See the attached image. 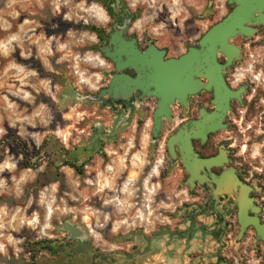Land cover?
Instances as JSON below:
<instances>
[{
	"label": "rangeland",
	"instance_id": "rangeland-1",
	"mask_svg": "<svg viewBox=\"0 0 264 264\" xmlns=\"http://www.w3.org/2000/svg\"><path fill=\"white\" fill-rule=\"evenodd\" d=\"M118 1L121 7L117 9L134 13V22L144 14L141 26L134 27L133 23V29L140 36L154 39L159 46L167 48L170 55L194 45L226 12L225 0H180V15L169 19L171 0H157L159 8H147L146 11L140 6L134 11L130 9V0ZM40 2L43 7L38 6L37 0H0V128L4 129V134L0 135V147L3 148L0 167L9 166L0 172V179L6 182L0 187V224L4 225L0 227V246L3 247L0 264H133L126 258H132V253L138 254L139 237H144L145 242L150 230L158 232L162 227L172 229L177 222L183 225L186 219L181 214L185 215L183 212L186 211L181 214L174 211L192 199L187 195L182 172L175 165H167L165 134L152 140L151 107L147 113H139L117 123L113 105L86 101L77 109L72 120L61 119L52 95L63 98L76 93L75 77L70 68L72 55L85 57L79 66L101 61L95 50L94 32L80 26L99 29L111 27L112 22L109 20L102 25L96 19L99 9L92 14L74 7L81 2L84 7L96 3L106 11L95 0H69L68 5L60 2L58 12L53 7L57 0ZM9 3L11 7L5 8L4 5ZM153 12L155 16L147 19ZM9 13H15V16ZM65 13L73 19L61 20ZM160 22H164V30L158 29L157 33L148 30L149 26ZM6 24L9 27H5ZM69 29L72 37L67 35ZM11 35H17L18 40L11 42L9 54L4 56L7 47L4 42ZM50 37L53 39L46 44ZM65 42H68V59L57 64V58L65 54L56 51L57 44ZM46 48L52 49L51 56ZM45 60L54 71L45 67ZM9 64L17 67H9ZM106 69L108 67L104 65L103 71L91 70L95 74L96 88L94 92L85 88L87 95H95L105 83L100 78L108 75ZM32 71L36 72L35 76L30 75ZM17 76L25 82L16 79ZM41 81L48 83L45 85ZM34 87L39 88L38 94ZM45 88L51 95L46 94ZM23 92L35 97L31 104L21 98ZM39 103L47 104L53 115L47 127L37 123L33 128L23 120H17L14 127H9V116L13 112L31 115ZM7 104H14L15 108L8 109ZM63 111L67 112V108ZM81 113L83 118H79ZM179 119H175L170 127H175ZM57 124L71 132L66 137L68 148L57 137L45 135L55 132ZM13 136L24 142L23 147L12 140ZM34 136L42 137L39 146ZM129 141L131 147H128ZM259 148L255 144L252 153L257 155ZM157 159L160 161L158 165ZM64 160L81 166L82 173L65 165ZM28 164L34 165L27 167ZM12 165L15 167L11 168ZM255 165L260 172L264 161ZM41 166L43 171L38 170ZM153 166H156L157 172L149 176ZM261 172L264 177V170ZM21 175L25 177L23 181H20ZM38 179L44 185L36 184ZM14 180L20 181L18 187L22 194L19 197L11 191ZM53 184L56 185L54 191L50 187ZM144 205H149V209ZM138 207L144 208L143 218L136 216ZM48 208H51L47 220L49 226L44 227V215ZM33 215L37 217V222L30 225L27 221ZM169 217H172L170 223ZM66 220L86 228L88 240L70 239L68 233L61 229ZM98 224H103V227H97ZM35 242L39 245L33 257L30 245ZM49 244L56 249L49 251L45 248ZM130 246L135 248V252L126 251ZM234 255L233 264H264V253L257 252L256 248H243Z\"/></svg>",
	"mask_w": 264,
	"mask_h": 264
},
{
	"label": "flooded vegetation",
	"instance_id": "flooded-vegetation-1",
	"mask_svg": "<svg viewBox=\"0 0 264 264\" xmlns=\"http://www.w3.org/2000/svg\"><path fill=\"white\" fill-rule=\"evenodd\" d=\"M119 6L121 7L119 1L116 0L112 4L111 12H107L111 16V27H102L94 31L95 50L103 64L108 67L105 70L108 75L100 78L104 79L105 83L98 88L96 96L101 90L109 87L110 78L114 73H125L132 78H136L139 73L143 74L142 70L140 71L134 66L117 71L116 63L105 56L102 48L109 42L113 33L118 37L117 45L121 41L131 42L135 39V46L143 52L153 43L158 49L166 50L165 58L178 57L186 52L189 46L199 48L197 41L194 45H188L185 51L170 55L167 48L159 46L154 39L137 34L133 29L134 21L126 28L132 29L131 31L125 29L123 32L117 33L114 26L123 25L125 17L132 18L134 16V13L129 10L117 9ZM234 6V3L229 4L228 0H225L226 12L221 19ZM248 26L255 29L252 35L238 34L230 39V42L239 48L238 56H234L228 64L226 55L218 53V61L225 65L222 75L227 91L221 87L217 95L215 87L206 88L208 80L199 76V80L203 83L201 89L188 97L187 108L180 103L171 106V120L163 118L159 133V136L165 134L164 152L169 159L167 165L177 166V170L182 172L183 182H185L189 175L181 161L178 145H175L178 156L172 163L167 140L184 124L188 123V127H190L191 121L202 120V112L206 118H209L214 111H218L214 100H217L218 96L222 98L227 94L229 105L223 113V127L207 132L205 140L200 137L192 138L194 152L199 158L214 157L223 151L226 160L221 165L200 170V175L204 177L203 182L196 179L193 188L186 185L187 195L192 200L185 203L179 210L176 208L174 211V213L181 214L185 210L186 214H181V216L186 219V222L183 225L182 223L177 224L178 222L174 223L175 227L172 229L162 227L157 228L158 232L150 230L146 235L147 239L143 243L142 249L140 247L137 251L138 257L136 258V254L132 253V258H126L128 261L132 260L133 264H173V262L174 264H233L232 258H236L234 254L243 248L244 250L256 248L257 252L264 253V241L258 239L254 226L252 224L243 226L245 219L242 221L240 218L242 207L246 217L256 216L260 222L264 223V177L261 172L264 168H260L259 172V168L255 165L264 161V23H249ZM110 49L114 51V46L110 45ZM123 58L125 59V56ZM249 64H251L250 72L245 71ZM256 73H260L262 79H255ZM233 82L236 84L235 87H233ZM106 100L107 94L101 97V101L98 103L104 104ZM137 104L140 105L139 108L136 107ZM149 107L152 108L153 122L157 98L147 97L140 89H136L129 102H114L112 108L117 123H122L129 118L136 117L139 113H147ZM177 118L180 119L176 126L170 127ZM255 144L260 146L257 155L252 153V147ZM241 150H243L242 155H237ZM235 176L240 180V185L248 189L247 194L243 193L240 189L241 186L238 185L232 193L223 192L217 195L214 193L215 180L219 181L221 178L228 179ZM171 220L172 217H169V223ZM181 225L183 227H180ZM155 238L163 240L164 245H160L158 253H155L150 259V242ZM183 243L185 246L182 249ZM126 251L128 253L135 252V248L130 246Z\"/></svg>",
	"mask_w": 264,
	"mask_h": 264
},
{
	"label": "water",
	"instance_id": "water-1",
	"mask_svg": "<svg viewBox=\"0 0 264 264\" xmlns=\"http://www.w3.org/2000/svg\"><path fill=\"white\" fill-rule=\"evenodd\" d=\"M229 4L234 3V8L221 20L214 23L198 40L199 48L189 46L188 50L178 57L165 58L166 50L158 49L153 43L149 48L141 52L134 44L135 39L131 42L121 41L117 45L118 37L112 34L108 43L102 51L106 57H109L116 63V70L120 71L128 66H134L142 70L143 74H138L132 78L125 73H114L109 81V87L101 90L98 95H87V102L98 103L101 97L107 94L106 103L113 105L114 102H129L133 98V92L140 89L143 95L157 98V107L153 113L152 140L159 137L162 127L163 118L171 120V106L175 103L188 107V97L201 89L203 83L199 76L208 80L206 88L215 87L216 94L222 87L227 91L226 84L222 75V69L225 65L218 61V53H223L227 57L229 64L234 56L239 55V48L230 42V39L238 34L246 36L252 35L254 28L248 26L249 23H264V0H228ZM136 16L124 18L125 29ZM121 25H115L114 29L118 33L123 32ZM110 45L114 46L111 51ZM125 56V59L123 58ZM124 59V60H123ZM217 110L209 118L204 116L203 119L191 121L184 124L176 133L172 134L167 140V147L172 163L177 159L175 145H178L181 161L188 173V179L184 182L193 188L194 181L198 179L204 181L200 175V170L212 166L221 165L226 160L224 152L209 158H199L194 152L192 138L200 137L205 140L209 131H215L223 127V113L228 108V95L225 97L218 96L214 100ZM216 186L213 188L214 193H232L236 186L240 185L238 177L228 179L221 178L215 180ZM243 193H248L244 186L240 188ZM231 195V194H230ZM241 207L240 218L245 219L243 226L252 224L258 235V239L264 241V223L259 218L246 217L245 210ZM255 210V209H254ZM243 211V212H242ZM186 214V212H183ZM61 229L68 233L70 239L88 240L89 233L86 228L66 220ZM241 233L239 234V237ZM222 260V259H219ZM226 264V263H224Z\"/></svg>",
	"mask_w": 264,
	"mask_h": 264
},
{
	"label": "clouds",
	"instance_id": "clouds-1",
	"mask_svg": "<svg viewBox=\"0 0 264 264\" xmlns=\"http://www.w3.org/2000/svg\"><path fill=\"white\" fill-rule=\"evenodd\" d=\"M60 2H62L65 5H68L69 0H57V2H55L53 4V7L56 9V11H59V7H60ZM166 2V0H165ZM180 0H171V4L169 5V11L171 13V16L169 17V19H171L172 17L175 16H179L180 12H181V8L178 7ZM37 4L39 7H43V4L40 2V0H37ZM142 7L145 9V11L147 10V8H159V3H157V0H130V2L128 3V7L130 9H132L133 11L138 7ZM5 8H10L11 4H5L4 5ZM74 7L76 8H80L82 9L84 12H88V13H92L95 14L96 10L99 9V15L96 16V19L98 21L101 22V24H107L110 20V17L108 15V13L99 5L96 3H92L90 6L88 7H84L83 2H81L80 4H76L74 5ZM175 9V10H174ZM155 12H153L150 16L147 17V19L151 20L154 16H155ZM9 15H13L15 16V13H9ZM73 19V17L71 15H69L68 13H65L62 17L61 20L63 21H71ZM145 19L144 14L142 13L141 16L134 22V27H140L143 20ZM84 23L87 24L88 20L85 19ZM5 27H9V25H5ZM121 30H125V25H121ZM164 30L165 29V24L164 22H160L159 24L155 25V26H149L148 30L151 33H157V30ZM128 31H131L132 29H126ZM68 37H72L73 33L72 31L69 29L67 32ZM53 39V37L49 38V41L46 42L50 43L51 40ZM58 39V38H56ZM93 39H95L93 37ZM18 40V36L17 35H11L10 37H8V39L4 42L5 45H7V47L4 50V56H7L9 54V50L11 48V42L12 41H17ZM67 48H68V42L65 43H58L57 47H56V51L57 52H62L65 53L61 56H59L56 60V63L59 64L61 61L68 59V54H67ZM47 54L49 56L52 55V49L51 48H46ZM22 55H24L22 53ZM27 58V57H25ZM85 59V57H78L75 54L72 55V61L73 63L70 65V68L72 69V75L75 77V84H76V93L71 95V96H64L63 98H57L56 95H52V100L55 102L56 105V111L60 113L61 119L63 120H72L73 119V115L76 114V111L78 108H80L87 100V94L84 92V89L87 88L88 92H94L95 88H96V78H95V74L93 71V69L95 70H99V71H103L104 68V64L103 61H100L99 63L96 64H85L83 66H79L80 63ZM44 65L45 67L49 70V71H54V69H52L51 65L48 64V61L45 60L44 61ZM9 67H17L14 64H9ZM7 68H5V71L7 72ZM245 71L250 72L251 71V64L248 65L247 69H245ZM30 75L35 76L36 72L32 71L30 72ZM16 79L21 80L22 83H24L25 81L23 80L22 77L17 76L15 77ZM255 79H262L261 74L260 73H256L254 76ZM42 84H47V81H41ZM236 84L235 82H233V87H235ZM34 91L37 92V94L39 93V88H35L34 87ZM59 91V89L57 90ZM45 92L46 94H49V91L47 88H45ZM14 94H18V93H14ZM21 98L26 100L29 104H31L33 102V100L35 99V97L31 96L28 92H23L21 95ZM8 109H14L15 105L14 104H7ZM137 108L140 107L139 104L136 105ZM67 108V112L63 111V109ZM44 114V115H42ZM35 118V119H34ZM79 118H83V113L79 114ZM53 119V115L51 113V110L49 109V106L45 103H39L36 106V110L34 112L31 113V115L28 116H24V115H18L15 112L12 113L11 116H9V127H14L15 126V122L17 120H23L25 122H27L28 124H31V126L33 128H35L37 126V123L41 124L44 127H47L49 123H51ZM72 127V126H70ZM4 134V129L0 128V135ZM45 135H53L55 137H57L61 143L64 145L65 148H68L69 145L66 142V137L71 135L70 131H67L66 129H61L59 124H57L56 126V131L52 132V133H45ZM42 137L41 136H34V141L36 143L37 146H39L40 142H41ZM76 141L74 140L73 143H75ZM131 142L129 141L128 147H131ZM127 151V149H125ZM5 152H7V148H5ZM243 150H241L240 152L237 153V155H242ZM160 163L159 159L156 160V164L158 165ZM9 167L7 164H5L4 166L0 167V172H3L4 168ZM15 165H12L11 168H14ZM11 168H9V170H11ZM39 171H43V167L41 166L40 169H38ZM30 171V170H29ZM157 172V168L156 166H153L151 171L149 172V176L155 174ZM34 176V174H33ZM14 179V178H13ZM25 179V177L23 175H21L20 177V181H23ZM20 181H15L14 180V187L11 189L12 193L15 195V197H19L22 194L21 189L18 187ZM5 181L3 179H0V187L5 186ZM89 184L92 183V181H88ZM51 189L54 191L56 185L53 184L50 186ZM43 195V193L41 194V196ZM74 198V197H73ZM105 203H107V201H105ZM51 214V208H48L45 215H44V219H45V225L44 227H48L49 225L47 224V220L49 219V216ZM35 222H37V217L35 215H33L32 219L30 221H27L28 224L32 225ZM10 224V221L8 222ZM3 224H0V227H3ZM97 227H103V224H98ZM91 231V229H89ZM93 235H95V233H93ZM3 250V247L0 246V251Z\"/></svg>",
	"mask_w": 264,
	"mask_h": 264
},
{
	"label": "trees",
	"instance_id": "trees-1",
	"mask_svg": "<svg viewBox=\"0 0 264 264\" xmlns=\"http://www.w3.org/2000/svg\"><path fill=\"white\" fill-rule=\"evenodd\" d=\"M96 2H100V4L107 10V12H111L110 9H112V4L114 2H116V0H95ZM80 27H83L85 29H88L92 32L96 31L97 29H95L94 26H89V25H83V26H80ZM12 140L14 142H16L18 144L19 147H23L24 145V142L22 140H20L18 137H12ZM43 145H46L45 143ZM43 147V146H42ZM3 157V148L2 146L0 147V160L2 159ZM63 163L65 165H69L70 167L74 168L78 173H82V167L77 165L75 162H70L69 160H64ZM31 165H34V164H28L27 167H31ZM40 183L39 186H42L44 185L43 182H41L39 179L36 181V184ZM50 242V241H49ZM41 243V242H40ZM37 245H39V242H35L34 244H31L30 245V250L33 254V257H35L37 251H38V248H37ZM45 248H48L49 251H53L55 250V246H52L51 244L47 245ZM33 260V259H32ZM31 262L29 263H23V264H30ZM17 264H20V263H17Z\"/></svg>",
	"mask_w": 264,
	"mask_h": 264
},
{
	"label": "crops",
	"instance_id": "crops-1",
	"mask_svg": "<svg viewBox=\"0 0 264 264\" xmlns=\"http://www.w3.org/2000/svg\"><path fill=\"white\" fill-rule=\"evenodd\" d=\"M185 233V232H184ZM143 243H145L144 242V237H139V245H138V249L141 247V245H142V247H143ZM163 246L164 245V241L163 240H159V239H154V240H152L151 242H150V251H149V258L150 259H152V256H154V254L155 253H158V251H159V247L161 248V246ZM185 245H184V243H183V245H182V249H183V247H184ZM138 257V255H136V258ZM137 263V262H136ZM150 264H153V263H150ZM173 264H174V262H173Z\"/></svg>",
	"mask_w": 264,
	"mask_h": 264
},
{
	"label": "built area",
	"instance_id": "built-area-1",
	"mask_svg": "<svg viewBox=\"0 0 264 264\" xmlns=\"http://www.w3.org/2000/svg\"><path fill=\"white\" fill-rule=\"evenodd\" d=\"M145 206V205H144ZM146 207V209H149V205H146L145 206ZM136 216L137 217H140V218H143L142 216H143V214H144V208H142L141 209V207H138L137 209H136Z\"/></svg>",
	"mask_w": 264,
	"mask_h": 264
},
{
	"label": "bare ground",
	"instance_id": "bare-ground-1",
	"mask_svg": "<svg viewBox=\"0 0 264 264\" xmlns=\"http://www.w3.org/2000/svg\"><path fill=\"white\" fill-rule=\"evenodd\" d=\"M97 15H99V13L97 12Z\"/></svg>",
	"mask_w": 264,
	"mask_h": 264
}]
</instances>
